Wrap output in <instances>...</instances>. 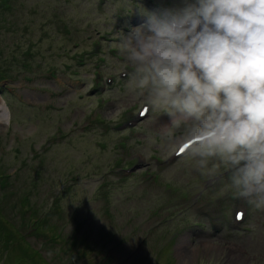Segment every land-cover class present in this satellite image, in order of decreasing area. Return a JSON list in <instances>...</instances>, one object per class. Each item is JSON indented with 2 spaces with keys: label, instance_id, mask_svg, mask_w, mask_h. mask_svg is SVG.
Segmentation results:
<instances>
[{
  "label": "rangeland",
  "instance_id": "rangeland-1",
  "mask_svg": "<svg viewBox=\"0 0 264 264\" xmlns=\"http://www.w3.org/2000/svg\"><path fill=\"white\" fill-rule=\"evenodd\" d=\"M20 2L0 14V72L13 57L23 68L0 82V176L38 183L36 217L60 213L6 264H264V209L236 196L219 161L173 151L161 135L168 117L145 116L126 89L121 33L184 0ZM26 194L0 190L2 218Z\"/></svg>",
  "mask_w": 264,
  "mask_h": 264
},
{
  "label": "clouds",
  "instance_id": "clouds-1",
  "mask_svg": "<svg viewBox=\"0 0 264 264\" xmlns=\"http://www.w3.org/2000/svg\"><path fill=\"white\" fill-rule=\"evenodd\" d=\"M145 14L120 36L127 92L168 117L161 135L173 151L219 161L236 196L264 209V0H184Z\"/></svg>",
  "mask_w": 264,
  "mask_h": 264
},
{
  "label": "trees",
  "instance_id": "trees-1",
  "mask_svg": "<svg viewBox=\"0 0 264 264\" xmlns=\"http://www.w3.org/2000/svg\"><path fill=\"white\" fill-rule=\"evenodd\" d=\"M20 1L21 0H0V5H2V6L6 5V9H7V11H6L5 9L1 8L0 14L3 12H6V13L11 12L16 7L20 8L22 6V4H21L22 2H20ZM6 28H7L6 24L3 23V21H0V32H2L1 29H6ZM32 43L33 42H31V44ZM0 45H5L6 47L8 46V44L5 43L1 39V34H0ZM31 48H32V46H31ZM20 57H22V56L20 55ZM12 59H13V61L18 62L19 64L21 63L18 60H16L15 57H13ZM32 59L35 61L34 56L32 57ZM32 59H27L23 62H25V65L31 67V65H32L31 60ZM19 64L18 65L14 64L13 65L14 69L12 71H15V73H16L17 71L23 70V68H20V67H22V64H20V65ZM80 64H82V62H80ZM12 71L9 70V72H6V74L0 72V82H5L6 80L12 79L13 77H15L16 75ZM9 77H11V78H9ZM3 165H5L4 162L1 166V168L3 167ZM16 178L17 179L15 181L21 183L20 187L16 185L15 181L5 182L3 180L4 178L2 176H0V190H4V193L8 192L12 195L14 193V188L19 190V192H21V191L27 192L26 196H24L23 199L19 200V198H18L19 196H16V198H18L19 201L16 202L15 205H17V206L15 209L13 208L14 209L13 213H17V218H12V217H14L13 213L9 214L6 212V210H5V212H6L5 214L7 215L6 217L2 218L1 215H3V214H0V261H2L4 264L7 263L8 259L13 255V252L15 250H19L23 254L29 255L28 251L24 248L23 245H21L22 243L20 241L21 240L27 241V239L31 235H35L37 238H45L47 234L42 230L41 227H37V226L41 223H44V224L51 223V219H53L54 216H56V215L59 216V213H60V209L58 211L57 206H54L55 208H54L53 214L50 212L52 214L51 217L49 215L44 216L43 219L36 217V216H38V212H37V210L34 211V207H32V204L34 203L33 202V191L34 192L36 191V187L38 186V183L35 181H30V183H28L26 181L25 186H22V184L25 182V180L23 182L21 181V179H23V177L20 175L17 177V175H16ZM8 179L11 180V178L9 176H8ZM10 186L13 187L12 192L8 191ZM6 187H8V189H5ZM105 194H107V192H104L103 194H101L103 196V198H105ZM1 196H0V200H1ZM6 196H8V194H6L5 197ZM7 204H5V207ZM26 205H28V207H29L27 210L25 209ZM0 206L3 207V205H1V204H0ZM8 206L10 207V204ZM5 207H4V209H5ZM8 209H10V208H8ZM15 210H16V212H15ZM31 210L34 211L33 215L35 216L36 221L32 217H30V215L28 213V211H31ZM17 221H20L21 224H16ZM28 229L30 231L26 235L24 233V231L28 230ZM29 245L33 246V244L31 242H29ZM68 249L70 250V247ZM31 257H34V256H31ZM136 259H140V257L130 260L127 264H144V262L138 261ZM100 264H108V262H101Z\"/></svg>",
  "mask_w": 264,
  "mask_h": 264
},
{
  "label": "snow or ice",
  "instance_id": "snow-or-ice-1",
  "mask_svg": "<svg viewBox=\"0 0 264 264\" xmlns=\"http://www.w3.org/2000/svg\"><path fill=\"white\" fill-rule=\"evenodd\" d=\"M243 215H244V213H242V212L239 213L238 216H237V219H242L243 218Z\"/></svg>",
  "mask_w": 264,
  "mask_h": 264
},
{
  "label": "water",
  "instance_id": "water-1",
  "mask_svg": "<svg viewBox=\"0 0 264 264\" xmlns=\"http://www.w3.org/2000/svg\"><path fill=\"white\" fill-rule=\"evenodd\" d=\"M132 170L135 171V170H136V166H135L134 168H132V169L130 170V172H131Z\"/></svg>",
  "mask_w": 264,
  "mask_h": 264
},
{
  "label": "bare ground",
  "instance_id": "bare-ground-1",
  "mask_svg": "<svg viewBox=\"0 0 264 264\" xmlns=\"http://www.w3.org/2000/svg\"><path fill=\"white\" fill-rule=\"evenodd\" d=\"M1 104V103H0ZM0 110H1V108H0ZM1 114V113H0ZM1 116V115H0ZM1 121V120H0Z\"/></svg>",
  "mask_w": 264,
  "mask_h": 264
}]
</instances>
